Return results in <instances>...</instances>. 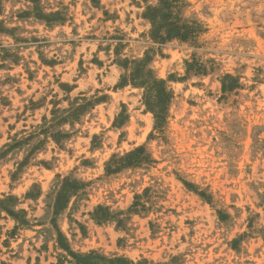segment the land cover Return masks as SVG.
Listing matches in <instances>:
<instances>
[{
    "label": "rangeland",
    "instance_id": "rangeland-1",
    "mask_svg": "<svg viewBox=\"0 0 264 264\" xmlns=\"http://www.w3.org/2000/svg\"><path fill=\"white\" fill-rule=\"evenodd\" d=\"M168 1L0 0V264H264V0Z\"/></svg>",
    "mask_w": 264,
    "mask_h": 264
},
{
    "label": "trees",
    "instance_id": "trees-1",
    "mask_svg": "<svg viewBox=\"0 0 264 264\" xmlns=\"http://www.w3.org/2000/svg\"><path fill=\"white\" fill-rule=\"evenodd\" d=\"M171 1L161 0L159 5L147 6L144 16L149 20L151 24V34L155 39H173L180 38L186 40L193 36V27L187 25L186 23L178 20V18L173 14ZM146 58L140 59L135 64V69L129 74L130 81L134 84L143 87V103L148 111L153 114L155 127H160L164 121V113L166 107L171 99L170 90L167 88L165 81L163 79L155 77L149 68L145 66ZM229 76H225V78ZM231 78V77H230ZM128 82L125 76H122L120 83ZM231 86L222 85V90H230ZM141 147L135 149L139 152ZM131 154H128L129 157ZM133 161L127 160L126 164H130ZM65 182H68L65 180ZM75 258H80L78 255L72 253ZM96 256L99 261L93 263L84 264H131L128 260L124 258H105L99 257L94 253L82 256L89 257Z\"/></svg>",
    "mask_w": 264,
    "mask_h": 264
}]
</instances>
